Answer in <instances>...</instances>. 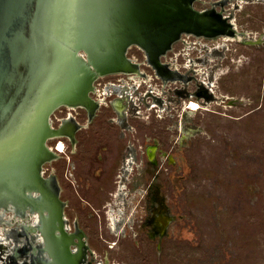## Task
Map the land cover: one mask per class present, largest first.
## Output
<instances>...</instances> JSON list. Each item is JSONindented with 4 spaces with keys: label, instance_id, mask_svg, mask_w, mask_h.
<instances>
[{
    "label": "rangeland",
    "instance_id": "rangeland-1",
    "mask_svg": "<svg viewBox=\"0 0 264 264\" xmlns=\"http://www.w3.org/2000/svg\"><path fill=\"white\" fill-rule=\"evenodd\" d=\"M107 1L105 47L123 56L127 65L133 59L152 74L137 46L124 52L118 46L117 28L132 25L146 0ZM192 6L206 9V15L223 26L231 22L234 35H180L182 39L173 43L168 55L179 64L180 72H196L187 85L170 83L163 88L155 80L156 95H133L135 104L118 101L122 112L134 113L127 118L132 125L126 127L129 131L109 104L118 97L99 95L119 92L113 85L121 84L118 78L124 75L92 81L94 93L88 91L84 98L105 101L92 120L87 121L85 110L77 107L66 121L57 120L67 114L64 107L50 115L53 127L76 122L80 129L74 145L65 137L46 140L49 153L43 155L48 161L36 157L35 168L39 166L53 190L59 188V200L47 191L42 177H35L34 186L56 211L64 201L65 215L88 241L92 252L87 253L88 264H264V0H192ZM170 19L171 24L164 26L158 21H139L138 35L162 47L170 36L185 30L180 22L186 23V17ZM147 89L143 84L138 91ZM178 90L181 94L176 95ZM189 103L197 107L186 108ZM58 140L64 143V152L54 148ZM132 142L133 148L155 144L150 149L157 164L145 158L142 164L141 153L137 155L134 149L132 172L123 180L121 164L126 144ZM122 180L127 193L137 185L154 192L158 201L154 202V196L149 201L157 207L148 210V217L143 216V222H136L132 230V218L126 216L127 224L115 223L116 232L111 234L105 210ZM13 196L16 204H23ZM10 213L0 218V238L5 237L1 227H9L2 224ZM156 214L165 216L157 219ZM162 218L168 221L160 228L157 220Z\"/></svg>",
    "mask_w": 264,
    "mask_h": 264
},
{
    "label": "water",
    "instance_id": "water-1",
    "mask_svg": "<svg viewBox=\"0 0 264 264\" xmlns=\"http://www.w3.org/2000/svg\"><path fill=\"white\" fill-rule=\"evenodd\" d=\"M107 2L0 0V149L8 148L17 138L21 139L32 118L41 110L37 107L41 99L44 101V111L49 115L56 107L78 100L75 95L85 99V94L91 88L90 84L98 77L96 72L114 69V64L125 65L124 57L111 52L103 43L108 23ZM206 12L194 10L193 20L217 24L220 30L227 29L228 22H224L223 26L213 17L207 16ZM140 16L144 18V22L148 21L141 14L137 18ZM139 26L140 24H135L117 28L118 46L122 52L132 43L143 49L152 45L155 52L164 48L165 45L160 47L159 43L151 44L142 36L133 35L131 29ZM79 27L81 32H78ZM213 30L215 34L217 29ZM180 33L170 36L167 42L171 44L177 40ZM77 51L86 54L87 58L85 68L78 74L77 68L73 67V53ZM114 60L116 61L113 63ZM67 65L72 69H66ZM98 67L100 68L97 69ZM73 77L78 82L71 86V96L58 97L62 94L61 87ZM80 89L83 90L82 93L77 92ZM36 144L25 155L26 161L19 183L23 187L28 185L30 189L39 190L34 186L35 177L40 176L39 166L35 168L36 157H44L43 154L49 152L45 147V140ZM46 158H42V161ZM1 177L0 184L5 180L8 183L17 180L9 172ZM52 194L56 198L54 190Z\"/></svg>",
    "mask_w": 264,
    "mask_h": 264
},
{
    "label": "flooded vegetation",
    "instance_id": "flooded-vegetation-1",
    "mask_svg": "<svg viewBox=\"0 0 264 264\" xmlns=\"http://www.w3.org/2000/svg\"><path fill=\"white\" fill-rule=\"evenodd\" d=\"M192 6V3H191ZM164 5L160 0H147V3L145 7L139 11L138 13L141 14L143 17H147L146 20L148 21H158L161 22L164 26L165 24H171V16H184L185 15H166L163 17V13L160 11V9H163ZM193 8V6H192ZM156 9L157 11H154ZM194 9V8H193ZM146 10V11H143ZM195 10V9H194ZM206 9H200L195 11H205ZM189 15V14H188ZM163 18V19H162ZM187 18V17H186ZM144 21V18H137L135 22L132 24V26H135V24L138 25L139 21ZM183 22V21H182ZM180 22V23H182ZM185 22V21H184ZM185 28V27H184ZM188 28V27H187ZM133 35L139 36L140 28H134L131 29ZM185 30L179 31L181 32L180 35L186 34L189 36L194 37H207L204 35L197 36L196 33L193 32H185ZM178 37V39H182L181 37ZM177 39V40H178ZM175 40V41H177ZM170 44V46L166 50H160L158 52H154V49H152V45L150 48L143 49L140 48L135 43L130 44L127 46L126 49L131 47V45L137 46L139 50L143 51L144 56V63L148 68H151L153 73L149 74L146 71L139 68V63L133 59H129V64L125 65L118 64L119 68L116 70H113L112 72L106 73L104 75H100L99 77L108 76V75H124L125 78H118V81L122 82L119 85H113L114 87H118L120 91L113 90L111 93H100L99 95H115L117 98H112L109 100V104L111 109L113 110L115 116H118L122 119L123 127H132V125L127 122V118L134 116V113L124 111L122 112V107H118L117 102L122 101V103L125 102H133V95H156L155 91L153 90V81L158 80L159 86H162L163 88H166L170 83H180L182 85H187L189 81L192 78V75L194 72H196L195 69L188 70L185 73L180 72L179 70V64L176 62V60H171V56L168 55V52H173V43ZM183 42L185 40L183 39ZM144 43V42H142ZM144 47V46H143ZM145 48V47H144ZM147 56V57H146ZM164 59V60H163ZM150 60V61H149ZM125 61V60H124ZM187 64L190 66L192 65V60L190 58H187ZM192 73V74H191ZM96 78V79H97ZM147 85L148 89L145 92H139V87L141 85ZM94 87L91 86L89 93H94ZM165 91H162V93ZM137 93V94H136ZM176 95L181 94V91L178 90L175 92ZM84 99L81 104L77 105H67L63 104L56 108L59 109L60 107H64L68 112L63 116V118H57V120L62 119L63 121H66L68 119H71V111L77 108H82L86 112V119L87 121L92 120L95 111L99 107L100 103H105L104 98H102V101H92ZM86 102V103H85ZM83 105V106H82ZM155 106L154 104L152 107ZM190 108V103L188 107ZM55 110V109H54ZM54 110L51 114H53ZM194 110V109H192ZM138 114V111L136 112ZM50 114V115H51ZM50 118V116H49ZM48 121L51 129V135L46 140H54L58 137H65L69 144L74 145L76 142L75 139V133L80 125L79 123L74 122L72 126L69 127L64 123L60 124L57 127H53L52 119L50 118ZM84 127V125L81 126V128ZM127 131H129V128H126ZM149 140V138H148ZM61 143V147H59V144ZM56 144V145H55ZM54 148L57 151L64 152V143L61 140H58L55 142ZM135 144L132 142L131 145L126 144V148L128 151L126 152V155L124 156L121 164V170L120 175L123 180L126 179V175L128 173L132 172V164H134V158L132 157V152L136 151V154L139 155L140 158L143 160V158L146 159V161H150L153 164H157V160H155V157L152 156V150L150 149L151 146H154L155 144H146L143 146V144H138L134 148ZM47 147V146H46ZM139 147L140 149H138ZM48 149V148H47ZM49 151V149H48ZM139 152V153H138ZM48 161V160H46ZM144 163V160L142 161V164ZM141 174V173H139ZM42 180L44 181V184L46 185V189L49 193H53V189L49 186L47 179L43 178V173L41 170ZM123 180L115 186V189L112 193L114 201L111 204H108L105 210L106 218L108 221V229L111 234H115L116 229L114 227L115 223H122L123 221L127 224V219L129 217L132 218L131 226L129 227L130 230H132L135 226L136 222H143V216L148 217V210L149 213L152 212V210L157 207V204H150V197L152 198L154 196V202H157L158 198L156 197V194L154 192L149 193L145 187H142L140 185L135 186L132 190H130V193H134V196H130V193H127L125 190L127 189V185L123 183ZM35 190V191H34ZM33 197H31V200L38 201L42 203L43 205H46L49 207V212L47 210H44V214L46 217H49L47 219V235H45L44 230L42 229V215L39 212L40 210V204H34L31 208L32 213L30 212L25 214H17L19 215V218L16 220V216L14 213H10L6 216L5 219H7L3 224L9 225V227H1V233L2 235H5V237L0 238V264H55L54 258L52 257L51 250L53 245L55 244V247L61 248L63 251L62 258L60 264H88L87 258H89L88 254H92V252L89 250L88 247V241L84 236V233L78 228L77 224L73 221L70 222L67 216L65 215V212L63 208L65 207L64 201L61 202V208H59L57 211L55 207L49 203V198L45 194L40 193L39 190L33 189ZM54 192L56 193V200H59V188L55 189ZM150 194V195H149ZM53 195V194H52ZM130 196L131 201L128 203L126 207V215H124L123 207L126 202V197ZM150 196V197H149ZM150 204V205H149ZM21 205V204H19ZM51 208L54 209V213L51 211ZM30 214V215H29ZM15 215V217H13ZM54 217H53V216ZM151 215V214H150ZM2 214L0 215L1 221H2ZM20 216L22 218L20 219ZM36 217L33 219L34 222L31 220V217ZM128 218H127V217ZM160 216H165V214L158 215L156 214L155 217L160 218ZM22 220V221H21ZM167 218H162L161 221L157 220L160 228L162 226H165L167 223ZM27 224L25 227L22 226L20 223ZM37 222V223H36ZM35 225V226H34ZM21 228V229H20ZM49 235V236H48ZM117 235V234H116ZM43 236V237H42ZM6 238V240H5ZM42 240V241H40ZM44 241V242H43ZM24 242V243H23ZM19 249L16 252V249ZM45 251V252H44ZM43 253V254H42ZM88 253V254H87ZM48 254V255H47ZM51 258V259H50ZM82 259V260H81Z\"/></svg>",
    "mask_w": 264,
    "mask_h": 264
},
{
    "label": "bare ground",
    "instance_id": "bare-ground-1",
    "mask_svg": "<svg viewBox=\"0 0 264 264\" xmlns=\"http://www.w3.org/2000/svg\"><path fill=\"white\" fill-rule=\"evenodd\" d=\"M160 1L164 5L163 9H160V11L163 13V17H165L166 15H170V14L171 15H185L187 17V22L181 23V25L186 28L185 32H193V33H196L197 35H204L207 37H212V35H218V34L234 35V33H235V30L232 27L233 24L231 22H228V27L226 30H220V28H218L217 24H214L211 22L210 23L209 22L203 23V22H197V21L193 20L192 13L194 12V9L191 6L192 0H160ZM143 11H146V10H143ZM154 11H157V10L154 9ZM198 12H201V11H198ZM213 29H217L215 34H213V31H214ZM78 32H81V27H79ZM169 46H170V42H167V44L164 46V48H162V50H166ZM73 54L75 57L73 67L77 68L76 72L78 74V72L82 71L83 67L85 68V65L87 63V58H86V54H84L81 51H77ZM96 55H97V52H96ZM67 68L72 69L70 65H67L66 69ZM99 68L100 67H98L97 69H99ZM92 69L94 71L97 70L94 68H92ZM116 69L117 68L102 69V70H100V73L96 72L95 74H98L96 76H100V75H104L106 73L112 72L113 70H116ZM62 76H63V74L61 75V77ZM77 82L78 81L75 77H73L72 80L71 79L67 80L65 82V84L61 87L62 88L61 89L62 94L59 95L58 97L71 96V89L70 88H71V86L76 85ZM83 89H85V88H83ZM79 91L82 93L83 90L80 89L77 92H79ZM75 97L78 98V100L76 99L75 101L67 102L66 104L74 106V105H77V103L81 104L82 101L84 100L83 98L80 99V97H81L80 95H79V97H78V95H75ZM76 101H77V103H75ZM43 104H44V101L41 99L39 102V105L37 106L41 110L38 113H36L35 116L32 118L31 124L28 126L27 130H25V132H23L21 139L18 140V138H17V139H15L16 141L11 146H9L8 148L0 149V157L3 158V159H0V178H2L1 175H3L6 172H9V174L12 173L13 175H15L16 176L15 178L17 179L16 181L9 182V183L7 182V180H5V181H3L4 182L3 184H0V213L2 215H4V213L6 211H11L15 215L16 214L21 215V214H25V212L27 211V213L30 212V214H31L32 213V211H31L32 206L34 204H40V209H39L40 211L39 212L42 215V229L45 232L44 234L47 235V233H48L47 232V224H48L47 219H49V217L45 216L44 210H47L49 212V207H47L46 205H43L42 204V203H44L43 201H41V203H40L38 201L31 200V197L34 196L33 193H35V192H33V189H30L28 187V185H25V187H23L19 183V182H21V177L23 174L22 172L24 170V163L26 161V159H25L26 153L28 152V150H31L33 147H35L37 145L36 143H39V141H41V140L46 141V139L51 135L50 125L48 122L46 123L47 117L49 120V116L51 113L49 115L48 114L46 115V113L44 111V105ZM191 107H192V109H195L197 107L196 103H191ZM60 146H61V144H60ZM45 147H46V145H45ZM46 149H47V147H46ZM45 160H48V159L46 158ZM40 174H41V170H40ZM12 194H15L16 197H19L20 199H22L23 204H21V205L16 204L15 198ZM51 211L54 213V209L51 208ZM21 218H22V216H20V219ZM35 218L36 217H34V219ZM32 223L35 224V221ZM20 224L24 227L27 225V224H23L22 222ZM40 241H42V240H40ZM51 254L55 260L54 263L60 264L62 254H63L62 249L55 247V244H54L52 247V250H51Z\"/></svg>",
    "mask_w": 264,
    "mask_h": 264
}]
</instances>
